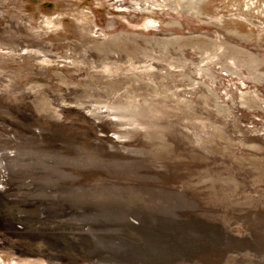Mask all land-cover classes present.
I'll list each match as a JSON object with an SVG mask.
<instances>
[{
    "label": "rangeland",
    "instance_id": "374dc122",
    "mask_svg": "<svg viewBox=\"0 0 264 264\" xmlns=\"http://www.w3.org/2000/svg\"><path fill=\"white\" fill-rule=\"evenodd\" d=\"M0 264H264V0H0Z\"/></svg>",
    "mask_w": 264,
    "mask_h": 264
}]
</instances>
